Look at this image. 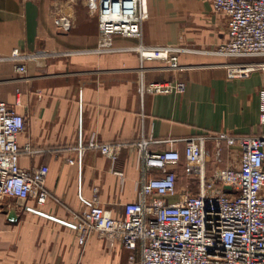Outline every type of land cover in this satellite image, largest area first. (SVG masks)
Wrapping results in <instances>:
<instances>
[{"label":"crops","instance_id":"obj_1","mask_svg":"<svg viewBox=\"0 0 264 264\" xmlns=\"http://www.w3.org/2000/svg\"><path fill=\"white\" fill-rule=\"evenodd\" d=\"M145 1L141 43L149 50L140 56L134 36H115L113 52L90 51L97 39L88 0H0V101L26 119L17 142L34 153H22L20 166L49 168L44 204L0 197V264H125L129 252L118 243L92 235L79 246L77 226L95 189L115 219L138 200L139 142L151 153L171 143L179 151L176 194L162 199L173 204L199 189L198 169L184 159L185 140L262 132L264 71L228 76L230 60L212 52L228 40L212 1ZM16 49L29 58L7 60ZM172 57L182 70L167 69ZM173 81L185 82V91L141 96V82ZM91 138L127 146L114 161L90 150L80 158L73 148ZM237 152L223 146V162L207 163L205 176L237 165Z\"/></svg>","mask_w":264,"mask_h":264},{"label":"built area","instance_id":"obj_2","mask_svg":"<svg viewBox=\"0 0 264 264\" xmlns=\"http://www.w3.org/2000/svg\"><path fill=\"white\" fill-rule=\"evenodd\" d=\"M215 13L225 18L228 40L213 53L232 62L226 65L230 77H247L264 70V63L239 62L264 58V0H211ZM96 14V54L113 52L115 36L138 38L139 55L149 50L141 43L143 22L147 15L145 0H88ZM67 18L65 25L70 26ZM29 58L17 49L7 60ZM169 70H182L175 57ZM25 73L23 65L17 66ZM183 81L139 84L144 94H181ZM260 124L257 136L215 133L185 140L184 159L197 167L199 189L181 201L167 204L162 199L176 194L175 167L181 155L169 144L159 153H151L139 142L141 178L136 202L123 205V216L112 217L98 201V190L87 210L79 214V246L95 235L128 250L125 264H264V89L259 91ZM26 119L16 112L15 104L0 101V197L29 199L44 204L47 166L25 169L20 166L22 153L33 154L26 144L18 145ZM208 143L211 147H208ZM127 143H102L91 138L73 148L81 158L85 150L116 160ZM223 146L238 150V164L222 167L205 176L204 166L223 162ZM69 163H73L68 159ZM117 175H122L116 172ZM138 254V260L135 254Z\"/></svg>","mask_w":264,"mask_h":264},{"label":"rangeland","instance_id":"obj_3","mask_svg":"<svg viewBox=\"0 0 264 264\" xmlns=\"http://www.w3.org/2000/svg\"><path fill=\"white\" fill-rule=\"evenodd\" d=\"M232 62H236V61H230L228 64H230V63H232ZM239 62H244V63H249V62H250V63H251V62H252V63H253V62L255 63V62H257V63H260V64H261V63H264V58H257V59L246 60V61H245V60H243V61H242V60H239ZM259 71H264V70H259Z\"/></svg>","mask_w":264,"mask_h":264},{"label":"water","instance_id":"obj_4","mask_svg":"<svg viewBox=\"0 0 264 264\" xmlns=\"http://www.w3.org/2000/svg\"><path fill=\"white\" fill-rule=\"evenodd\" d=\"M23 199H20V202H22Z\"/></svg>","mask_w":264,"mask_h":264}]
</instances>
